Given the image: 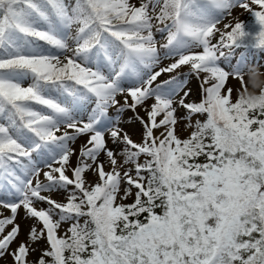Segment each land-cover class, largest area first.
<instances>
[{"label": "snow or ice", "instance_id": "6c2138e0", "mask_svg": "<svg viewBox=\"0 0 264 264\" xmlns=\"http://www.w3.org/2000/svg\"><path fill=\"white\" fill-rule=\"evenodd\" d=\"M262 62L264 0H0V264H264Z\"/></svg>", "mask_w": 264, "mask_h": 264}, {"label": "rangeland", "instance_id": "374dc122", "mask_svg": "<svg viewBox=\"0 0 264 264\" xmlns=\"http://www.w3.org/2000/svg\"><path fill=\"white\" fill-rule=\"evenodd\" d=\"M242 18H243V17H242ZM262 63H264V62H262ZM260 72H261V77H260V79H261V80H264V66H261V67H260ZM245 80H247V75H246V73H245ZM228 85H229L230 87L236 88V87H237V81L234 80V79H231V80L228 81ZM194 86H195V82H193V87H194ZM250 91H254V89H251V88H250Z\"/></svg>", "mask_w": 264, "mask_h": 264}]
</instances>
